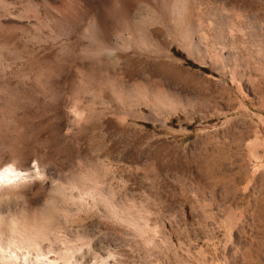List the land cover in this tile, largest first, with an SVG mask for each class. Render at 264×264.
Segmentation results:
<instances>
[{
	"label": "rangeland",
	"instance_id": "rangeland-1",
	"mask_svg": "<svg viewBox=\"0 0 264 264\" xmlns=\"http://www.w3.org/2000/svg\"><path fill=\"white\" fill-rule=\"evenodd\" d=\"M6 167V255L264 264V0H0Z\"/></svg>",
	"mask_w": 264,
	"mask_h": 264
},
{
	"label": "bare ground",
	"instance_id": "bare-ground-1",
	"mask_svg": "<svg viewBox=\"0 0 264 264\" xmlns=\"http://www.w3.org/2000/svg\"><path fill=\"white\" fill-rule=\"evenodd\" d=\"M97 170V169H96ZM22 175V173H20V172H18V171H16L14 168H11V167H6V168H4V169H1L0 170V183H3V182H5V181H9V180H15L16 178H20V177H22L21 176ZM73 187V186H72ZM89 185H88V187L87 188H85L84 190V192L87 194L88 193V195H92V197L94 198L95 196V198L97 199L96 200V202H98V203H100L102 200H105V199H102L103 197H102V193H100L99 191H95L96 190V188H95V190H92L91 189V192L93 191V193H94V191H95V193L93 194H90V189H89ZM93 188V189H94ZM102 188V187H101ZM89 189V190H88ZM70 190V189H69ZM68 190V191H69ZM81 190V189H80ZM83 191V190H82ZM72 192V191H71ZM60 193H62V191L60 192ZM66 193H68L67 191H66ZM70 193V192H69ZM68 193V194H69ZM80 193V192H79ZM65 194V193H64ZM62 195H63V193H62ZM79 195V194H78ZM87 195V196H88ZM80 196V195H79ZM79 196H77V199H80L79 198ZM70 197L71 198H76V197H74V195H73V193H70ZM89 197V196H88ZM91 197V196H90ZM104 198H106V197H104ZM67 199V198H66ZM75 200V199H74ZM85 201V200H84ZM114 201V200H113ZM103 202V201H102ZM104 203V202H103ZM97 204V203H96ZM82 206H83V203H82ZM81 206V207H82ZM98 206H100V205H98ZM71 207V206H70ZM86 207V206H85ZM97 209V208H96ZM110 209H112L111 208V205H110ZM89 210V209H88ZM104 210H106V208L104 209ZM117 210V209H116ZM53 211V210H52ZM79 211V210H78ZM111 211H113L114 212V208H113V210H111ZM127 211V210H126ZM65 212V211H64ZM72 212V211H71ZM75 212V211H74ZM88 212V211H87ZM106 212V211H105ZM104 212V213H105ZM111 213V212H110ZM117 213V212H116ZM62 214V213H61ZM75 214V213H74ZM77 214V213H76ZM112 214V213H111ZM114 215H118V214H115V213H113ZM47 215V214H46ZM122 215V214H121ZM60 217H62V216H60ZM115 217V216H114ZM50 218V217H49ZM52 218V217H51ZM45 219V218H44ZM53 219V218H52ZM123 219V218H122ZM47 221V220H46ZM129 221V220H128ZM37 224V223H36ZM129 224V223H128ZM21 226H22V224H21ZM24 226V225H23ZM46 227V226H45ZM48 227V226H47ZM55 227V226H54ZM24 228V227H23ZM21 229V228H20ZM29 230V228H27V230L26 231H28ZM17 231V230H16ZM21 231V230H20ZM23 231V230H22ZM25 231V230H24ZM21 233V232H20ZM22 233H24V235L22 234ZM21 233V240L20 241H24V240H28L27 238L29 237L30 238V236L28 235V237L26 236V234H25V232H22ZM29 233V232H28ZM32 233V232H31ZM33 233L34 234H36L35 232H34V230H33ZM16 234V233H15ZM19 234V233H18ZM18 234H16V235H18ZM30 234V233H29ZM14 235V234H13ZM33 235V234H32ZM19 237V236H18ZM33 237H35V236H32V238ZM12 239V238H11ZM16 239V238H15ZM14 238H13V240H12V243H13V241L15 240ZM19 239V238H18ZM31 239V238H30ZM30 239H29V242H30ZM58 239V238H57ZM34 240H35V238H34ZM54 240V239H53ZM56 240V239H55ZM10 241V240H9ZM8 241V242H9ZM19 241V240H18ZM19 241V242H20ZM57 241V240H56ZM16 242V241H15ZM32 243H33V240L31 241ZM53 242H55V241H53ZM32 243L29 245V246H31L32 245ZM56 243V242H55ZM53 244V243H52ZM10 245H12L11 243L8 245L9 247H10ZM14 246V245H13ZM12 246V247H13ZM8 247V248H9ZM51 247H57V245H53V246H51ZM51 247H49L48 246V248H49V250L48 251H46L45 253H41V254H33V253H30V252H25V253H21L20 251H19V254H18V256H17V254H15V252H14V254L13 255H6L5 254V252H7L8 251V249H7V251H4V249H3V246H2V243H0V261L1 260H6V258H7V264L10 262V264H11V262H13L14 264L15 263H17V264H58L57 263V261L56 260H54V259H50V258H52L53 256L55 257V258H59V257H61V255H64V254H62L61 252L60 253H55L53 250H52V248ZM20 248V247H19ZM69 248V247H68ZM67 248V252H70V249H68ZM6 249V248H5ZM72 249V248H71ZM96 250V252H95V254H93V256L91 255L92 253L90 252V253H88V254H90V256L89 257H80L79 255V252L78 253H70L72 256H70L69 257V259H68V257L66 258V256L65 255H68V254H65L64 256H65V259L63 258V259H61L62 261H63V263L64 264H106V260H108L109 258H111L112 257V254H111V250L109 249H107V248H104L103 250H100L99 251V256L97 255V249H95ZM10 251V250H9ZM13 251V250H12ZM16 251V250H15ZM94 251V250H93ZM74 252V251H73ZM8 253V252H7ZM17 253H18V251H17ZM21 253V254H20ZM66 253V252H65ZM5 254V255H4ZM50 254H52V255H50ZM75 254V255H74ZM50 255V256H49ZM84 255V254H83ZM52 256V257H51ZM78 257V258H77ZM55 261H56V263H55Z\"/></svg>",
	"mask_w": 264,
	"mask_h": 264
}]
</instances>
